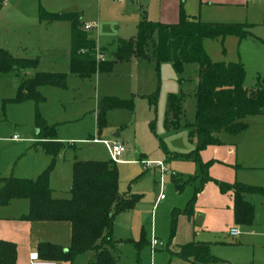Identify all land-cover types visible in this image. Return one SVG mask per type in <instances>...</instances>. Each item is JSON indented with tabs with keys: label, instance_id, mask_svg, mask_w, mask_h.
<instances>
[{
	"label": "rangeland",
	"instance_id": "rangeland-1",
	"mask_svg": "<svg viewBox=\"0 0 264 264\" xmlns=\"http://www.w3.org/2000/svg\"><path fill=\"white\" fill-rule=\"evenodd\" d=\"M161 2L0 0V47L18 57L39 59L36 68L0 74V176L35 178L50 164L52 157L44 150L37 149L33 142L39 129L36 120L38 111L46 127L53 129L55 138L65 143L56 156L55 167L50 174V186L54 189L55 198L70 197L76 160L111 161L107 145L92 142L94 138L118 141L125 146L121 161L116 163L119 190L141 197L133 211L121 212L114 219L116 223L117 216H124L120 231H115L120 242L112 250L118 264H169L174 250L171 243L177 236L180 240L189 237L192 242L208 239L206 241L210 244L212 254L220 259L210 264H264V193L247 195L254 206L252 222L233 224L228 220L227 211L219 208V201L213 192L215 185L207 187V181L205 189L196 192V186L190 178L197 173L198 164L192 159L173 157L196 147L187 127L196 115V65L185 64L179 73L170 62H162L157 68L153 59L137 58L116 61L110 73L99 72L91 78H81L71 74L69 68L70 22L45 23L39 16L41 9L48 12H78L83 26H92L90 30L85 29L95 38L97 48L110 59L120 43L137 34V25L144 16L150 21H160ZM203 44L214 61H236L241 52L247 63L246 86L252 83L258 67L264 69V44L257 40L248 38L242 44L227 41L222 45L221 41L205 39ZM246 47L252 49L254 52L249 51L255 56L248 55ZM148 50L151 53L152 44ZM36 71L68 73L67 87L41 86L39 91L45 100L38 108L31 100L9 101L16 96L21 80L32 77ZM172 93L180 98L182 112L166 128L167 102ZM152 94L157 95L153 105L148 98ZM105 97L132 99L133 107L109 109L105 116L106 124L100 129L98 108ZM14 134H18L20 139H13ZM221 138L230 139L231 136L224 134ZM217 150L222 155H228L225 148L213 145L200 153L203 161H213L208 172L212 176L224 175L231 170L215 160ZM165 158L168 159L169 169L175 171L176 176L165 175L162 181L161 173L147 164ZM177 181L184 184L180 191L176 188ZM202 193H205L204 197H201ZM161 195L163 198L160 199ZM27 202L13 199L7 205L0 206V215L10 217L18 240L22 243L17 242V264H30V254L38 253L42 241L67 243L68 246L58 243L64 248H69L72 243L71 229L64 225L67 224L65 221L20 219L26 211ZM200 216L205 221L197 225L195 221ZM139 221L142 224L137 229ZM152 227H157V233L152 234ZM232 227L238 228V236L232 237L228 233ZM154 237L166 246L152 250L149 241ZM142 238L143 245L138 248L135 242ZM31 244L36 250L30 251ZM26 251L28 254H25ZM87 258L86 253L81 254L73 263L86 264ZM57 263L70 264L68 261Z\"/></svg>",
	"mask_w": 264,
	"mask_h": 264
},
{
	"label": "trees",
	"instance_id": "trees-1",
	"mask_svg": "<svg viewBox=\"0 0 264 264\" xmlns=\"http://www.w3.org/2000/svg\"><path fill=\"white\" fill-rule=\"evenodd\" d=\"M39 16L45 23L70 22V73L81 78H91L99 72L110 73L116 61L125 62L137 58L153 59L157 68L162 62H170L179 73L185 64L196 65V115L195 120L187 124L189 137L195 140L196 147L188 153L173 157L192 159L198 164L197 173L190 178L196 184L197 193L212 179L208 172L213 161L204 162L200 157L201 151L207 146L221 144L218 136L221 132L238 134L247 129L248 124L244 121L246 116L264 112V86L247 87L246 70L242 62L213 61L203 44L205 39L228 35L245 38L250 33L244 24L205 22L187 15L183 7L179 21L173 24L150 21L144 16L137 25V34L120 43L112 58L100 60L98 53L102 52L97 48L95 38L83 26L78 12H48L41 9ZM150 44L151 53L148 50ZM38 62V58L14 56L8 49L0 47V74L36 68ZM67 79L66 72L36 71L32 77L21 80L16 96L9 101L31 100L38 108L45 100L39 88L43 85L66 88ZM156 96H148L152 105L156 102ZM126 107H133L132 99L103 98L98 108L99 128L102 129L106 124L105 116L109 109ZM181 112L180 98L170 94L165 127L169 128ZM36 116L39 132L34 146L44 150L52 160L35 178L0 176V206L7 205L13 199H27L30 208L22 216L23 220L71 222V246L64 248L55 243L40 242L38 254L42 259L73 264L77 256L92 251L95 257L89 264H117L112 251L119 242L113 234L114 219L117 214L134 209L141 196L119 190V172L114 161L76 160L70 197L54 198L50 174L55 167L56 156L65 143L55 138L53 129L46 127L38 111ZM216 183L222 192L232 191L235 222L250 224L254 217V206L245 195L261 192L262 189L240 182L230 184L216 180ZM183 185V182L177 181V190L180 191ZM135 243L140 248L143 238ZM177 254L196 264H210L220 260L212 254L210 244L203 241L184 244ZM17 257V244L0 239V264H16Z\"/></svg>",
	"mask_w": 264,
	"mask_h": 264
},
{
	"label": "crops",
	"instance_id": "crops-1",
	"mask_svg": "<svg viewBox=\"0 0 264 264\" xmlns=\"http://www.w3.org/2000/svg\"><path fill=\"white\" fill-rule=\"evenodd\" d=\"M181 7H183L184 12L187 15L198 17L199 19L205 22L241 23L246 26L250 34L245 38H239L238 36H235V35H228L223 38L213 39V40L221 41L222 45H224L227 41H232L234 43L242 44V41L247 40L248 38L252 39V41L257 40L258 42L264 44V2L262 1L162 0L160 22L170 23V24L177 23L180 18ZM246 50H248L247 51L248 55L250 54L254 55V53H252L254 52L252 49L246 47ZM249 50L252 52H250ZM100 51L102 52L101 54H103L104 57L107 58L105 53L102 50ZM238 54H239V59H237L236 61L230 60V61H222V62H242L246 70L247 63L246 61H244V58L242 57L241 52H239ZM243 54L245 57H247L245 55V52H243ZM69 68H70V56H69ZM263 70L264 69L261 67H258L256 69V73L254 74V77L252 78V81H251L252 83L250 84V86H247V87H256L260 85L264 86V80L262 79L264 78ZM247 77H248V73L246 70V80H247ZM245 119H248V120H245ZM244 120L248 124L247 129H245L244 131L238 134H229L226 132L219 133L218 136L220 140L222 141V143L216 144L213 146L218 147V148H225V151L226 150L228 151V155L225 154L227 156L226 157L225 155L220 154V151H219L220 149H219L217 150L218 154L215 157V160H217L218 163H221V165H227L228 167H230L229 169L231 170L229 171V173L226 172L224 175H221V174L217 176L209 175L210 177H212V179L208 182V186H207L209 187V185H212V184L215 185L213 186V192H215L216 200L219 201L218 203L219 208L224 212L227 211L228 220H230V222L233 224L235 222V217H234V199H233L232 191H229L226 193L222 192L219 185L216 183V180L223 179V180H226L227 183H230V184L235 183V182H240V183H244L247 185L252 184V186L255 185L256 187H260L262 189L261 192L264 193V112L262 114H257V115H248L244 118ZM38 132L39 131L37 130L36 135L34 137V141H33L34 144L36 142ZM224 134L230 135L231 138L230 139L221 138V136H223ZM14 135H18V134H14ZM18 139H20V136ZM18 139H15V140H18ZM193 143H195V140L193 141ZM195 146H196V143H195ZM165 159H166V162L168 163V159L167 158ZM208 161L210 160L206 159V161L204 162H208ZM205 186L203 187L204 189H205ZM52 190H53V197H54V189L52 188ZM247 195L248 194L245 195V198L249 201ZM204 196H205V193H202L201 197H204ZM15 200H27V199H15ZM25 207H26V211L19 217L20 219H22V216L24 214L28 213L29 208H30L29 201L27 202V206ZM130 211H133V209ZM2 213L3 212H1V214ZM125 214L126 213H122L121 215H125ZM117 217H118L116 218L117 221L116 223H114L115 227L113 228V234L116 237V239H118L119 236L116 235L115 231L116 229L118 232L120 231L121 219L124 216H117ZM197 221L198 219L195 221V223L197 225H200L202 224L203 221H205V218L203 219L202 217L200 224H198ZM65 222L67 224H64V225L68 229H71V234H72L71 222H67V221ZM12 223L13 222H11L10 217H6L3 214L0 215V239L15 242L17 244L18 254H19L18 243L20 244L22 243L21 241L18 240L19 237L18 235H16V232L14 231ZM140 224L142 223L139 221L137 229L138 228L140 229L141 227ZM230 229L228 230L229 234H230ZM133 231H135V229H133ZM154 232L157 233V227L155 228L152 227V234ZM132 237H134L133 233H132ZM232 237H236V236H232ZM154 238H157V237H154ZM203 239H204V241L202 240L203 242H207L206 240H208L205 238ZM54 242H58V243L64 244V246H68L67 243H63L58 240ZM189 242H192V239L191 238L189 239V237H186L184 240H180L178 236L174 237L171 243L172 246L174 247V250H172L173 257H170L169 264H196L191 259H184L177 254L180 250V247ZM58 243H55V244H58ZM31 245H30V251L36 250V248L33 247L34 243L32 247ZM149 245L151 246V241H149ZM23 246L24 245H21V247ZM25 254H28V252L26 251ZM86 254L88 255V258H87L88 261L86 262V264H89L90 262L94 260L95 253L90 251V252H87ZM17 262H18V257H17L16 264Z\"/></svg>",
	"mask_w": 264,
	"mask_h": 264
},
{
	"label": "built area",
	"instance_id": "built-area-1",
	"mask_svg": "<svg viewBox=\"0 0 264 264\" xmlns=\"http://www.w3.org/2000/svg\"><path fill=\"white\" fill-rule=\"evenodd\" d=\"M117 2H122L123 0H115ZM248 1H262L264 2V0H248ZM85 28L87 30H90L92 28L91 25H86ZM98 59L100 60H104L105 57L103 54L98 53ZM14 139H18L19 136L18 135H14L13 136ZM92 142H103L104 144L107 145L109 151H110V155H111V160L114 161L115 163L120 162L121 159L120 157L123 155L124 151H125V146L118 142V141H101L97 138H94L92 140ZM150 167H155L159 170V172L161 173L162 176V181H163V177L165 175H171V176H176V172L175 171H171L167 165L166 159L164 160H158L156 162L153 163H148L147 164ZM161 181V185L162 182ZM161 198H163V195H161ZM230 234L232 236H237L239 234V230L238 228H231L230 229ZM165 243L163 241L158 240L157 238H153L151 240V247L153 250H156L158 248H163L165 247ZM30 264H58L56 260H46V259H42L40 258L39 254L37 252H32L30 254Z\"/></svg>",
	"mask_w": 264,
	"mask_h": 264
},
{
	"label": "water",
	"instance_id": "water-1",
	"mask_svg": "<svg viewBox=\"0 0 264 264\" xmlns=\"http://www.w3.org/2000/svg\"><path fill=\"white\" fill-rule=\"evenodd\" d=\"M201 219H202V216H200V217L198 218V221H197L198 224L201 223Z\"/></svg>",
	"mask_w": 264,
	"mask_h": 264
}]
</instances>
